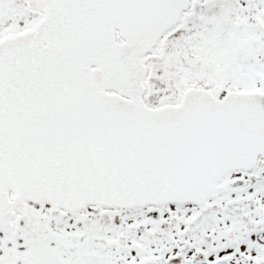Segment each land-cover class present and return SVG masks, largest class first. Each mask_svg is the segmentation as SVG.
<instances>
[{
  "label": "snow or ice",
  "instance_id": "obj_1",
  "mask_svg": "<svg viewBox=\"0 0 264 264\" xmlns=\"http://www.w3.org/2000/svg\"><path fill=\"white\" fill-rule=\"evenodd\" d=\"M0 264H264V0H0Z\"/></svg>",
  "mask_w": 264,
  "mask_h": 264
}]
</instances>
